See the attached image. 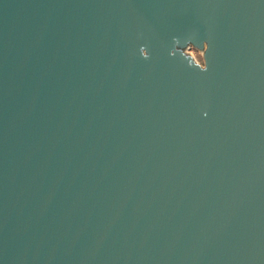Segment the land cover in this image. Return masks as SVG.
<instances>
[{
    "label": "water",
    "instance_id": "1",
    "mask_svg": "<svg viewBox=\"0 0 264 264\" xmlns=\"http://www.w3.org/2000/svg\"><path fill=\"white\" fill-rule=\"evenodd\" d=\"M0 264H264V0H0Z\"/></svg>",
    "mask_w": 264,
    "mask_h": 264
},
{
    "label": "clouds",
    "instance_id": "2",
    "mask_svg": "<svg viewBox=\"0 0 264 264\" xmlns=\"http://www.w3.org/2000/svg\"><path fill=\"white\" fill-rule=\"evenodd\" d=\"M173 39H174V43H173L172 47L168 50V55H174V53L179 50L178 40H176L175 38H173ZM202 43H203V50L197 51L195 53V55L197 57V64L199 66V69H200V71L203 72V71H207V69H208V63H207L206 56H207V52L209 50V42H208V40L205 39L202 41ZM188 47L189 48L191 47L190 43H189ZM139 55L141 57H143L144 59H148L149 55H150L148 48L144 45H141L139 47ZM205 115H207V113H205Z\"/></svg>",
    "mask_w": 264,
    "mask_h": 264
},
{
    "label": "rangeland",
    "instance_id": "3",
    "mask_svg": "<svg viewBox=\"0 0 264 264\" xmlns=\"http://www.w3.org/2000/svg\"><path fill=\"white\" fill-rule=\"evenodd\" d=\"M183 51L186 52V53L191 54V55L194 56V57L196 58V60H197V57H196V55H195V53H196L197 51L194 50L193 48H191L189 51H187V49H184Z\"/></svg>",
    "mask_w": 264,
    "mask_h": 264
},
{
    "label": "built area",
    "instance_id": "4",
    "mask_svg": "<svg viewBox=\"0 0 264 264\" xmlns=\"http://www.w3.org/2000/svg\"><path fill=\"white\" fill-rule=\"evenodd\" d=\"M191 49V48H190ZM190 49H187V51H189ZM189 54V53H188ZM191 55V54H190ZM192 56V55H191ZM192 58L194 59V61L197 63V60L194 56H192Z\"/></svg>",
    "mask_w": 264,
    "mask_h": 264
}]
</instances>
